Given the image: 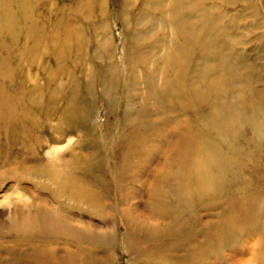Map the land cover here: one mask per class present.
Wrapping results in <instances>:
<instances>
[{"label":"rangeland","instance_id":"rangeland-1","mask_svg":"<svg viewBox=\"0 0 264 264\" xmlns=\"http://www.w3.org/2000/svg\"><path fill=\"white\" fill-rule=\"evenodd\" d=\"M37 2L45 35L40 49L22 61L13 81L0 79L8 89L23 81V97L33 101L27 104L33 120L23 124L28 153L0 166V264H30L32 239L17 236L11 219L35 204L56 224H67L56 241L34 242L50 245L56 257L72 251L85 264H169L151 253L159 241H149L154 237L144 227L161 220L150 198L171 186L186 127L214 148L220 137L248 148L247 121L234 124L226 116L264 104V0ZM233 69L240 77H230ZM5 137L0 131L3 151ZM132 140L141 141L124 169L121 155ZM259 142L251 156L264 164ZM9 144L11 157L22 150L21 142ZM260 172L253 164L243 173L256 183ZM76 189L87 196L75 197ZM56 257H44L46 264Z\"/></svg>","mask_w":264,"mask_h":264},{"label":"bare ground","instance_id":"bare-ground-1","mask_svg":"<svg viewBox=\"0 0 264 264\" xmlns=\"http://www.w3.org/2000/svg\"><path fill=\"white\" fill-rule=\"evenodd\" d=\"M37 4V0H0V79L3 81H13L18 71L22 74V61L33 60L40 49V40L45 35L41 29V18L35 11ZM53 29L55 30V25ZM48 40H56L54 31L48 35ZM14 49L17 50L16 54L12 52ZM52 51L55 58L56 55L57 59L61 57L62 54L56 53V47ZM13 61L19 64L15 68ZM235 71L233 69L229 72L232 79L240 77ZM22 82L16 88H10L11 90L0 84V131L7 136V150L0 149V166L9 162L19 163L18 155L24 150L23 153H28L29 150L25 143L26 140L30 141L29 133H26L27 129L23 128V124L29 118L33 120L27 105L33 101L24 99L27 89ZM237 112L225 116L234 124L240 119L247 121L251 129V137L244 138L247 140V149L240 143L228 146L222 141V137L214 148L209 137H204L192 127H186L185 134L182 135L185 144L180 146L176 161L178 167L171 175V186L168 190L160 188L157 195L150 196V205L161 222L154 225L147 223L145 227L141 224V227L149 230V234L154 237L149 241H159L155 245L160 251L151 249V253H156L169 264H264V164L251 156L252 149L258 147L260 138L264 140V104ZM16 123L22 126L21 133ZM9 130L10 135L7 133ZM237 137L242 136L235 134V138ZM11 141L13 144L21 142L22 145V150L12 157L9 151L13 147L9 144ZM136 141L132 140L121 155L126 160L124 169L129 167L128 155ZM224 145L228 147L223 148ZM237 153H240L239 158ZM196 157H200V161ZM247 164L260 167L262 172L258 175L261 181L259 179L253 183L249 180L252 172L250 177L243 173ZM47 168L43 167L42 173L47 172ZM51 177L55 179L56 173ZM228 180L235 183L226 188ZM167 182L165 179L161 185ZM204 189L215 192L206 195ZM80 190L74 191L75 197L87 196ZM88 197L90 201L98 202L95 196L88 194ZM34 206L25 213H18L13 222L11 219V224L17 236L27 235L32 239L29 241L32 249L30 256H27L28 253L23 255L28 257L29 263L46 264L45 258L56 257V250L50 245L36 246L37 243L34 242L50 244L56 241L62 235L56 234V231L66 228L67 224H62L63 228L61 224H56L58 221L49 217L42 206ZM186 212H191L189 217L185 215ZM81 252L87 253V256L91 254L89 249ZM62 256L64 257H56L55 264H85L87 261L86 257L77 261L72 251H67Z\"/></svg>","mask_w":264,"mask_h":264}]
</instances>
